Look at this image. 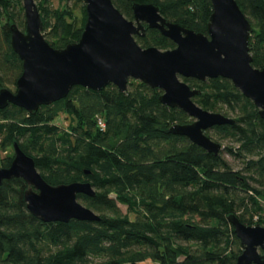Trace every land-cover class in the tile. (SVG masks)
<instances>
[{
  "label": "trees",
  "instance_id": "16d2710c",
  "mask_svg": "<svg viewBox=\"0 0 264 264\" xmlns=\"http://www.w3.org/2000/svg\"><path fill=\"white\" fill-rule=\"evenodd\" d=\"M68 2L60 0L55 8L50 0L38 1L44 36L56 48L78 41L87 20L85 2L80 14ZM113 2L129 19L134 2L152 3L168 20L202 33L212 13L210 0ZM237 2L253 27L252 63L263 68L264 0ZM11 23L25 29L22 0H0V89L16 85L23 69L10 42ZM136 40L144 48L175 47L157 29L148 28ZM182 79L201 89L194 101L204 109L235 118L232 125L212 128L219 140L230 143L225 151L213 154L170 133L173 124L193 119L162 104V90L133 79L126 92L114 84L100 91L77 85L66 98L32 114L14 104L0 109L1 149L18 142L50 184L91 182L96 196L79 194L78 199L101 217L44 222L27 208L25 180L4 179L0 264H237L242 244L229 215L264 225V118L230 79ZM61 114L70 119L66 129L55 124ZM13 156L2 157L0 167H9Z\"/></svg>",
  "mask_w": 264,
  "mask_h": 264
},
{
  "label": "water",
  "instance_id": "95a60500",
  "mask_svg": "<svg viewBox=\"0 0 264 264\" xmlns=\"http://www.w3.org/2000/svg\"><path fill=\"white\" fill-rule=\"evenodd\" d=\"M210 1L212 13L207 33H202L168 20L159 6L149 2H134L133 19H129L113 0H84L87 20L81 37L56 48L44 36L36 0H22L26 26L22 29L11 23L10 42L23 69L16 90L0 89V109L14 104L32 114L42 105L66 98L77 85L100 91L114 84L120 92H126L133 79L161 89L162 104L182 109L193 119L173 124L168 129L170 133L219 154L222 145L206 131L232 125L235 118L196 103L194 97L202 93L201 89L192 88L182 78L230 79L264 118V67L252 63L249 38L253 27L237 0ZM144 23L172 40L175 47H142L135 36L146 33ZM13 147L11 165L0 167V184L4 179H24L28 184L24 199L34 216L44 222L101 220L97 212L78 199L79 194L96 196L91 182L50 184L37 169L35 159L18 142ZM228 219L242 244L237 264H264V226L247 225L235 214Z\"/></svg>",
  "mask_w": 264,
  "mask_h": 264
},
{
  "label": "rangeland",
  "instance_id": "374dc122",
  "mask_svg": "<svg viewBox=\"0 0 264 264\" xmlns=\"http://www.w3.org/2000/svg\"><path fill=\"white\" fill-rule=\"evenodd\" d=\"M38 1L39 0H36V2H37V4H38ZM50 3H51V6H53V7H58V6H60V0H50ZM68 4H69V6H71L74 10H75V12L77 13V14H80L81 13V10H80V5H83L84 4V1H78V0H69V2H68ZM23 14H24V11H23ZM137 81V80H136ZM7 87L8 88H10L11 90H16V85L15 84H13V83H10V84H7ZM69 122H70V119L65 115V114H61L60 116H58L57 118H56V120H55V124H57L58 126H60L61 128H64V129H66V127L68 126V124H69ZM209 133H210V135H212L213 137H214V139H215V141H217V142H220V144L222 145V151L224 150H226V148H225V146H227V145H229L230 143L228 142V141H221V140H219L218 138H217V136H215L214 135V131L212 130V128H210V129H208L207 130ZM220 150V151H221ZM14 155V147H12V148H9L8 150H6V151H3L2 149H1V147H0V159L2 158V157H4V156H6V155ZM226 157L230 160V162H232L234 165H235V167L236 168H238V166H237V164L239 163L237 160H234L229 154H226ZM261 202H263L262 200H261ZM119 206H120V208H121V210L124 212V213H128V208H127V206H125V205H121V204H119ZM264 214V213H263ZM131 217H133L134 218V215L133 214H131ZM257 219H258V215H256L255 216V221H257ZM261 225V224H260ZM264 226V225H263ZM146 264H157V263H155V262H153V261H151V260H149V261H146L145 262Z\"/></svg>",
  "mask_w": 264,
  "mask_h": 264
},
{
  "label": "built area",
  "instance_id": "2783aa9c",
  "mask_svg": "<svg viewBox=\"0 0 264 264\" xmlns=\"http://www.w3.org/2000/svg\"><path fill=\"white\" fill-rule=\"evenodd\" d=\"M98 125L103 129V128H105V122L103 121V119L102 118H99V120H98Z\"/></svg>",
  "mask_w": 264,
  "mask_h": 264
},
{
  "label": "flooded vegetation",
  "instance_id": "af4514ba",
  "mask_svg": "<svg viewBox=\"0 0 264 264\" xmlns=\"http://www.w3.org/2000/svg\"><path fill=\"white\" fill-rule=\"evenodd\" d=\"M144 24H145V26H146V33H147L149 27H148V25H147L146 23H144ZM146 33H145L143 36H145ZM136 36H142V35H136ZM136 36H135V37H136ZM173 48H174V47H173ZM160 90H161V89H160Z\"/></svg>",
  "mask_w": 264,
  "mask_h": 264
}]
</instances>
